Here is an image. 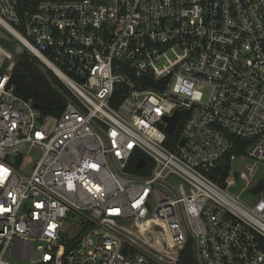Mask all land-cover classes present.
I'll list each match as a JSON object with an SVG mask.
<instances>
[{"label":"built area","instance_id":"obj_1","mask_svg":"<svg viewBox=\"0 0 264 264\" xmlns=\"http://www.w3.org/2000/svg\"><path fill=\"white\" fill-rule=\"evenodd\" d=\"M0 26L73 97L55 115L19 96L0 32V264H178L188 242L199 264H264V0H0ZM228 134L250 144L220 184Z\"/></svg>","mask_w":264,"mask_h":264},{"label":"trees","instance_id":"obj_2","mask_svg":"<svg viewBox=\"0 0 264 264\" xmlns=\"http://www.w3.org/2000/svg\"><path fill=\"white\" fill-rule=\"evenodd\" d=\"M9 49L10 43L2 41ZM10 81L15 85L16 93L24 99L40 105V111L45 114L58 115L63 110L66 104V98H72L71 93L67 87L49 70L44 69V66L37 58L30 55L27 51L15 54V63L10 73ZM182 126V119L180 118L173 132L168 136L169 140H178L180 128ZM232 140V146L225 156L216 167L210 172L209 176L214 180L223 184V177L228 174L229 165L226 163L230 154L245 153L249 141L242 139L233 134H228ZM147 163L148 157L141 155ZM134 157L130 163V170L138 173L148 172V168L139 169L135 167ZM222 176H219V174ZM178 264H194V256L191 242H188L185 248L180 253Z\"/></svg>","mask_w":264,"mask_h":264},{"label":"rangeland","instance_id":"obj_3","mask_svg":"<svg viewBox=\"0 0 264 264\" xmlns=\"http://www.w3.org/2000/svg\"><path fill=\"white\" fill-rule=\"evenodd\" d=\"M0 32L4 33V35H7L8 37L10 36L1 26H0ZM10 40L11 42L9 41H5V42L10 43L12 58L7 60L5 65H9L13 68L14 63H15V54L21 53L26 50L20 47V45H18V43L13 37L10 38ZM40 152H41V149L39 147H34L29 153H26L25 151H23L21 154V160L16 166L17 170L21 173H30L32 170V165L34 161L38 158ZM251 165H253V160L251 158L245 157L242 160H235L231 165V170L233 173H237V175L238 174L240 175L241 172L247 173L248 167ZM253 173H254L255 180L258 179L259 177H264V162L255 163L253 165ZM229 190L231 192H234L235 194H238L243 201L249 204H252L254 200L259 196L257 194L250 193L247 190L245 180L240 179V177H238L235 180V185L232 186ZM128 228H130L137 235H140L141 237L148 240L147 236L149 234L146 233L145 231H142L140 228H137L136 226H131V225H129ZM61 232L63 235L62 242L70 243L76 237L75 231L72 230V222L70 221L69 218L64 220L63 226L61 228ZM164 241H165V238L160 236V240L155 241V244L157 245L156 242H158L161 245H165ZM35 245L33 247V256L37 255V251L35 250Z\"/></svg>","mask_w":264,"mask_h":264},{"label":"water","instance_id":"obj_4","mask_svg":"<svg viewBox=\"0 0 264 264\" xmlns=\"http://www.w3.org/2000/svg\"><path fill=\"white\" fill-rule=\"evenodd\" d=\"M44 69H45V68H44ZM33 106H34L35 108H37V109L40 108V105H39L38 103H34ZM178 117H179V111H175L172 115H170V116H166V117H165V121L167 122V125H166V127H165V131H166L167 133H171V132H172V130H173V128H174V126H175V124H176V122H177ZM182 143H183V142H182V140H181V141H180V144L182 145ZM144 164H145V159L140 158V159L137 161L136 166H137V167H142ZM263 188H264V179L262 178V179L259 180V182H258L256 185H254L253 187H251V188L249 189V191L252 192V193H258V192H260ZM142 243H143V242H142ZM143 244H144L145 247H147L150 251H152V252L158 254L159 256H161V257H163V258H165V259L167 258L164 254H162L161 252L157 251L155 248L149 246V245L146 244V243H143ZM193 252H194V260H195L196 264H199V263H198V258H197V253H196L195 243L193 244ZM149 264H153V262H152V261H149Z\"/></svg>","mask_w":264,"mask_h":264},{"label":"snow or ice","instance_id":"obj_5","mask_svg":"<svg viewBox=\"0 0 264 264\" xmlns=\"http://www.w3.org/2000/svg\"><path fill=\"white\" fill-rule=\"evenodd\" d=\"M93 167H95V166L93 165Z\"/></svg>","mask_w":264,"mask_h":264}]
</instances>
